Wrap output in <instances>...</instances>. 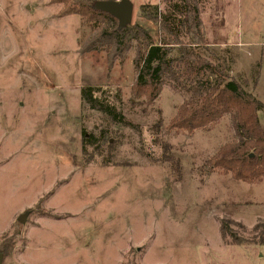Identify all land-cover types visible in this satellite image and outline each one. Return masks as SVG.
Returning a JSON list of instances; mask_svg holds the SVG:
<instances>
[{"label": "rangeland", "instance_id": "374dc122", "mask_svg": "<svg viewBox=\"0 0 264 264\" xmlns=\"http://www.w3.org/2000/svg\"><path fill=\"white\" fill-rule=\"evenodd\" d=\"M127 1L131 28L158 43L148 12L180 0ZM199 7L208 59L264 102V0ZM132 40L113 55L53 0H0L3 264H264V182L207 168L238 141L232 115L194 134L170 131L188 95L167 83L152 105L134 99ZM84 87L136 127L91 110Z\"/></svg>", "mask_w": 264, "mask_h": 264}, {"label": "trees", "instance_id": "16d2710c", "mask_svg": "<svg viewBox=\"0 0 264 264\" xmlns=\"http://www.w3.org/2000/svg\"><path fill=\"white\" fill-rule=\"evenodd\" d=\"M53 1L62 6L63 16H79L97 32L100 41L106 42L105 47L114 51L113 55L121 54L125 47L131 48L130 41L137 40L134 99H143L147 105H152L167 83L174 91L188 95L177 109L169 125L170 131L194 134L232 115L238 141L221 147L208 162V171H220L249 184L264 182V126L260 120L264 104L230 76L229 65L220 64L218 59L217 64H213L208 59L209 44L199 0H180L167 6L164 12H159L158 8L153 14L148 12V16L159 23L158 43L141 26L122 27L116 18L96 7L98 2L115 0ZM259 78L260 72H257L254 85ZM93 92L92 87L82 89V98L91 110L106 115L112 123L136 127ZM222 234L234 238L225 224Z\"/></svg>", "mask_w": 264, "mask_h": 264}, {"label": "water", "instance_id": "95a60500", "mask_svg": "<svg viewBox=\"0 0 264 264\" xmlns=\"http://www.w3.org/2000/svg\"><path fill=\"white\" fill-rule=\"evenodd\" d=\"M97 9L112 15L116 18L122 27L129 25L132 21L133 6L127 1L122 0L121 2L115 1H103L98 2L96 5ZM28 213L21 215L18 222L25 224ZM4 263V254L0 252V264Z\"/></svg>", "mask_w": 264, "mask_h": 264}, {"label": "crops", "instance_id": "0c3cea01", "mask_svg": "<svg viewBox=\"0 0 264 264\" xmlns=\"http://www.w3.org/2000/svg\"><path fill=\"white\" fill-rule=\"evenodd\" d=\"M260 79H261V74H260V78H259V82H260ZM258 100H260L259 98H258ZM261 101V100H260ZM263 104H264V102L263 101H261Z\"/></svg>", "mask_w": 264, "mask_h": 264}]
</instances>
